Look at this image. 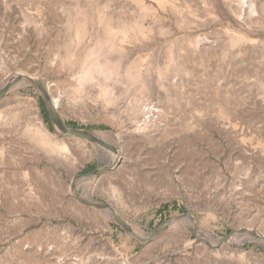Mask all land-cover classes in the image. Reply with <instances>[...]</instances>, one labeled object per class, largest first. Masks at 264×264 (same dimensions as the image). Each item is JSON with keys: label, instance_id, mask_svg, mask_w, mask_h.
<instances>
[{"label": "rangeland", "instance_id": "1", "mask_svg": "<svg viewBox=\"0 0 264 264\" xmlns=\"http://www.w3.org/2000/svg\"><path fill=\"white\" fill-rule=\"evenodd\" d=\"M105 16L142 27L114 37L118 55L150 75L164 117L151 142L120 140V168L86 136L90 151L68 140L59 164L24 134L32 103L51 132L57 117L118 131L99 101L79 102L89 115L64 105L77 65L63 61L93 46ZM16 73L63 92L53 120L34 84L1 91ZM83 177L91 203L69 186ZM0 264H264V0H0Z\"/></svg>", "mask_w": 264, "mask_h": 264}, {"label": "bare ground", "instance_id": "2", "mask_svg": "<svg viewBox=\"0 0 264 264\" xmlns=\"http://www.w3.org/2000/svg\"><path fill=\"white\" fill-rule=\"evenodd\" d=\"M75 13L73 35L76 41L81 42L87 35L90 18L85 10L78 9ZM100 22L101 24L103 23L104 34L98 35L93 46L89 49L86 48L87 50L83 53V56H67L63 61L66 65H77V70L73 74L74 82L71 88V103L64 104L62 100L63 92L55 93L53 82L43 80L35 75L13 74L6 78L3 90H1L3 92L11 83V86L18 87L32 83L40 93L45 95L48 103L50 105L52 103L51 107L53 106L57 109L58 106L64 104L65 107L72 111L82 108L81 111L85 115L90 113L87 109L79 106V102L88 100L92 102L99 101L102 109L98 110V114L103 113L105 120L109 121L113 129L118 126V131L106 130L84 133L77 132L79 130H68L61 118L57 117L55 130L51 132L44 122L37 105L32 103L24 134L27 135L29 141L34 143L36 149L43 151L50 160L55 159L59 164H63L71 158L68 140H78V137L86 136L93 138L97 146H100L102 150L110 154L113 167L120 168L124 162L122 147L119 145L120 140H125L126 144L132 143L136 145H145L151 142L155 138L164 117L158 101L154 100L153 95L156 88L150 75L147 73L141 74L140 66L134 61H129L122 66V56L118 55L122 48L115 42V38L117 36L125 37L128 31H135V29L142 30L143 34L142 27L134 25L135 28L132 30V28L125 26L122 21H118L113 26L112 19L108 16L101 18ZM55 57L57 56L53 57V65L57 66L56 63L58 61L55 62ZM61 64L59 63V67L64 65ZM2 121L5 122V120ZM125 121L126 123L123 124ZM112 139H115L117 143H112ZM78 142L85 153L90 151L85 141L78 140ZM66 165L71 167L73 164L68 163ZM69 186L71 189L73 188L72 192L74 194L78 187H82L83 193L81 197H86L88 201L82 200L81 197H78L79 200L91 203L87 195V191L91 188V179L86 177L77 180L72 179ZM119 204L122 208L126 207L124 201H119ZM110 207L98 209V211L108 219L117 215L118 212L120 213V210ZM131 232L138 236L134 230H131Z\"/></svg>", "mask_w": 264, "mask_h": 264}, {"label": "water", "instance_id": "3", "mask_svg": "<svg viewBox=\"0 0 264 264\" xmlns=\"http://www.w3.org/2000/svg\"><path fill=\"white\" fill-rule=\"evenodd\" d=\"M47 104H48V112H49V116H50V118H51V120H53V118H54V112H53V109H52V107H51V105L48 103V101H47ZM72 130H74V129H72ZM96 206H106V204H95ZM108 206V205H107ZM121 225H123V226H125L126 227V225H124L123 224V222L121 221V220H119V219H116ZM127 228V227H126Z\"/></svg>", "mask_w": 264, "mask_h": 264}]
</instances>
